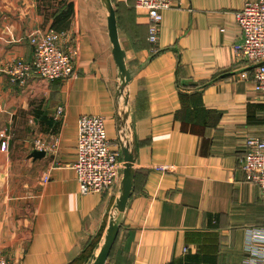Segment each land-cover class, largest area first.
Listing matches in <instances>:
<instances>
[{"label": "crops", "instance_id": "crops-1", "mask_svg": "<svg viewBox=\"0 0 264 264\" xmlns=\"http://www.w3.org/2000/svg\"><path fill=\"white\" fill-rule=\"evenodd\" d=\"M0 0V254L20 264H89L107 234L121 177L82 194L74 169L79 119L105 117L112 148L123 126L133 187L105 264H242V234L264 227V192L242 168L249 137L264 139L254 66L237 58V12L248 0H181L150 19L114 7L126 67L123 94L102 0ZM66 29L74 79L9 64L33 59L31 38ZM60 110V112H59ZM5 142V147L2 143Z\"/></svg>", "mask_w": 264, "mask_h": 264}, {"label": "built area", "instance_id": "built-area-1", "mask_svg": "<svg viewBox=\"0 0 264 264\" xmlns=\"http://www.w3.org/2000/svg\"><path fill=\"white\" fill-rule=\"evenodd\" d=\"M179 1L181 2L133 0V6L146 12L150 19V42L155 43L158 39L163 12ZM237 22L241 28V37L233 43V52L237 58L254 66L255 90L264 102V0L246 1L242 10L237 12ZM70 41L71 35L67 30L50 29L33 36V59L29 62L17 61L9 64L6 70L11 80L24 82L33 73L49 81L76 78L77 50ZM78 126L77 159L73 166L79 191L82 194L103 192L121 177L125 161H122L119 150L112 148L113 140L107 135L104 116L83 115ZM116 139L119 143L126 140L125 130H118ZM5 146L3 142L2 147ZM242 168L246 178L260 185L264 192V139H247ZM249 255L247 252L242 264H248ZM0 264L20 263L0 254ZM261 264H264V261Z\"/></svg>", "mask_w": 264, "mask_h": 264}, {"label": "water", "instance_id": "water-1", "mask_svg": "<svg viewBox=\"0 0 264 264\" xmlns=\"http://www.w3.org/2000/svg\"><path fill=\"white\" fill-rule=\"evenodd\" d=\"M105 8L107 10V24H108V31L110 40L112 43V51L114 59L119 67L120 76L122 83L120 84L119 93L123 94L125 90L126 84L130 81L132 72L127 69L126 61H125V51L123 50L120 40H119V33H118V26H117V17L116 11L112 0H102ZM123 126L119 127L121 130ZM123 154H124V169H123V180H122V193L116 201L114 213L110 219L107 234L105 239L101 245L99 252L94 256V258L89 262V264H105L107 258L112 250V247L115 243L117 238L120 225L123 220V213L125 211V207L127 201L131 195L132 187H133V164L134 158L132 153L129 151V144L126 140H122L120 143Z\"/></svg>", "mask_w": 264, "mask_h": 264}, {"label": "clouds", "instance_id": "clouds-1", "mask_svg": "<svg viewBox=\"0 0 264 264\" xmlns=\"http://www.w3.org/2000/svg\"><path fill=\"white\" fill-rule=\"evenodd\" d=\"M242 245L249 255L248 264L264 261V227H247L242 234Z\"/></svg>", "mask_w": 264, "mask_h": 264}, {"label": "rangeland", "instance_id": "rangeland-1", "mask_svg": "<svg viewBox=\"0 0 264 264\" xmlns=\"http://www.w3.org/2000/svg\"><path fill=\"white\" fill-rule=\"evenodd\" d=\"M81 2L82 1H85V0H80ZM113 1V4H115V2H117L118 0H112ZM91 3H92V11H95L94 10V6L98 4V8L99 10L102 8V3H99V1L97 0H91ZM117 4H115V7H116ZM177 5V4H176ZM176 5H174L173 7H175ZM172 8V7H171ZM76 62V61H75Z\"/></svg>", "mask_w": 264, "mask_h": 264}, {"label": "trees", "instance_id": "trees-1", "mask_svg": "<svg viewBox=\"0 0 264 264\" xmlns=\"http://www.w3.org/2000/svg\"><path fill=\"white\" fill-rule=\"evenodd\" d=\"M53 29H55V30H57V31H62V30H66V29H56V28H53Z\"/></svg>", "mask_w": 264, "mask_h": 264}]
</instances>
